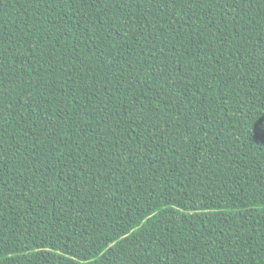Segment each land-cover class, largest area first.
<instances>
[{"label":"trees","instance_id":"16d2710c","mask_svg":"<svg viewBox=\"0 0 264 264\" xmlns=\"http://www.w3.org/2000/svg\"><path fill=\"white\" fill-rule=\"evenodd\" d=\"M0 264H264V0H0Z\"/></svg>","mask_w":264,"mask_h":264},{"label":"snow or ice","instance_id":"6c2138e0","mask_svg":"<svg viewBox=\"0 0 264 264\" xmlns=\"http://www.w3.org/2000/svg\"><path fill=\"white\" fill-rule=\"evenodd\" d=\"M0 243H3V241H2V240H0Z\"/></svg>","mask_w":264,"mask_h":264}]
</instances>
